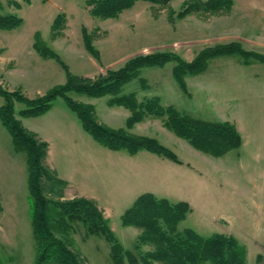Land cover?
<instances>
[{"label": "rangeland", "instance_id": "1", "mask_svg": "<svg viewBox=\"0 0 264 264\" xmlns=\"http://www.w3.org/2000/svg\"><path fill=\"white\" fill-rule=\"evenodd\" d=\"M188 1L171 0L163 6L137 0L131 8L111 18L92 15L85 0H8L0 3V13H13L22 18L21 24L13 29L0 28V82L9 90L35 97L66 81V70L61 62L40 55L36 42L56 51L72 73L83 77H96L110 68H119L142 53L175 52L191 61L205 47L232 41L258 52L251 47L258 44L228 38L239 34L235 33L232 21L207 20L209 16L220 14L193 12L178 17L177 13ZM60 12L65 13L66 23L57 32L53 30V21ZM83 26L93 36L98 57L85 46ZM247 27L243 25V32L257 34L259 26ZM247 60L239 53L212 57L206 70L186 75L187 92L173 75L175 61L164 66L142 67L140 77L125 86V92L135 91L139 100L158 95L163 104L174 105L193 116L234 123L243 143L222 156L195 148L170 130L163 117L147 116L127 128L131 112L128 116L125 107L109 105L108 96L68 93L78 101L90 100L99 121L155 137L174 150L186 164L146 149L131 155L125 149L113 150L104 146L83 128L76 112L67 107L61 96L54 101L56 105L52 112L63 105L69 110L70 118L63 115V110L22 116L18 112L25 104L21 102L16 103V112L18 118H24L25 125L49 136L53 142L52 162L58 171L74 178L76 187L90 190L99 198L112 230L126 249L138 253L135 246L141 229L124 225L122 215L144 192L171 201L189 202L192 209L179 223V230L190 227L203 236L237 234L249 224L241 215L244 207H240L241 201L235 195V177L237 175L244 182L247 180L244 170L252 169L261 179L259 173L264 169V61L253 56ZM143 81L147 86H143ZM3 101L0 95V106ZM23 157L24 161L21 160ZM26 159L24 152L17 156L11 135L0 120V177L6 178L5 183H11L15 177L16 183L22 184L21 178L28 175ZM89 173L92 178L88 177ZM47 183V195L51 198H61L69 187L68 183L65 186ZM26 187L28 189L27 184ZM22 189L18 188L20 192ZM26 226V223L20 225V236L8 241L4 239L6 223L0 218V254L5 262L19 257L29 262L31 256L34 257V235L28 236L30 226L27 233ZM68 238L86 264H116L111 243L103 235L90 234L82 221L73 222ZM151 248L150 244L141 245V251ZM255 262L253 250L247 248V264Z\"/></svg>", "mask_w": 264, "mask_h": 264}, {"label": "trees", "instance_id": "2", "mask_svg": "<svg viewBox=\"0 0 264 264\" xmlns=\"http://www.w3.org/2000/svg\"><path fill=\"white\" fill-rule=\"evenodd\" d=\"M136 1L85 0V3L92 15L111 18L118 17ZM147 1L166 6L171 0ZM233 4L234 0H189L177 15L185 17L193 12L226 14L231 12ZM17 6L20 7V4L17 3ZM21 22L22 18L16 14L0 13L1 29H13ZM65 23L66 15L60 12L53 21V30L60 32ZM82 35L86 48L98 57L99 51L93 44V36L85 26ZM35 47L40 55L61 62L66 70V81L35 97H29L19 90H9L0 82V95L4 99L0 106V120L11 135L14 149L24 152L27 157L31 224L36 251L33 264H86L68 238L74 221H82L90 234L103 235L111 243V254L116 264L125 261L129 264H247V248L234 235L214 233L203 236L190 227L179 230V223L192 209L188 201H171L152 192L141 193L122 215L124 225L141 229L135 246L138 253H135L123 246L94 199L85 196L69 199L49 197L47 181L63 186L67 182L59 178L46 163L49 144L24 126L17 116L16 103L25 104L18 112L22 116H38L47 112L61 96L67 106L76 112L83 128L104 146L113 150L125 149L132 155L146 149L182 162L174 150L155 137L134 133L126 128H114L99 121L94 104L75 100L68 93L74 91L92 97L108 96L109 105L123 106L130 110L127 128L147 116L163 117L170 130L195 148L214 156H222L240 147L243 142L234 123L193 116L174 105L163 104L160 96L139 100L135 91L125 92V86L140 77L142 67L164 66L169 61H175L173 75L187 92L186 75L206 70L212 57L239 53L246 60L253 56L264 61V54L247 50L239 42L232 41L205 47L191 61L175 52L142 53L128 59L119 68H110L96 77H83L72 73L59 54L50 47L38 42ZM143 86H147L146 81H143ZM142 244H150L152 248L141 251ZM0 264H5L1 254Z\"/></svg>", "mask_w": 264, "mask_h": 264}, {"label": "crops", "instance_id": "3", "mask_svg": "<svg viewBox=\"0 0 264 264\" xmlns=\"http://www.w3.org/2000/svg\"><path fill=\"white\" fill-rule=\"evenodd\" d=\"M5 1L8 0H0V3H4ZM215 18H218L219 20L223 19L226 21H232L234 25L233 29L235 33H239V34L228 36L229 39L240 40V41L246 39L250 43L258 44L256 46H251L254 47L253 49L255 50L258 49V52L264 51V0H234V4L231 12L227 14L212 15L209 16L207 20L210 21ZM243 25L248 26L246 29H248L249 27L253 29L259 26V29L257 30V34L256 35L246 34L245 32H243L244 31ZM55 105L56 103H53L52 107L43 114H46L48 112L49 114L60 113V111L63 110L62 111L63 115L70 118L68 113L69 110L66 109V107H63V105L57 106V108L52 112V110L55 108ZM125 110H127L129 116L130 110L127 108ZM23 120L24 118L22 117L21 121L25 127L34 131L41 139L48 142L49 151L46 158V163L50 168L53 169V171L56 173V175L59 178L64 179L68 183L67 186L69 187H67V189L64 192V195L61 196V199L71 198L75 196H85L94 199L97 202L98 206L103 210L104 215L107 217L105 208L103 207L102 204H100L99 198H97L93 194V192L87 189L84 190L79 187H76L73 181L74 178L71 179V177L63 176L61 172L58 171L57 167L53 165L54 162H52L53 159L51 154L53 142L49 140V136L43 135L42 132H40L36 128H30L29 126L25 125ZM134 133H138V132H134ZM15 153L18 156V153L20 152L15 150ZM21 160L24 161L25 160L24 157ZM181 161H182L181 164H186L183 159H181ZM21 165L24 167V162ZM262 170L259 173L261 179L257 176L254 170L252 169L244 170L247 180L243 182L241 179H238V176L236 175L235 185H234L235 195L237 199L241 201V205L240 204L239 205L240 207H244L243 213H241V215L244 218L245 223L249 224V227L245 225L237 234L233 233L232 235L237 237L238 240L243 245H245L246 248L253 250V254H255V261H256L254 264H264V169ZM88 177L92 178L91 173H89ZM13 178L14 180L8 184L5 183L6 178H1L4 182L0 180V203H1L0 218L2 217L4 219V222L6 223V228H4V239L8 241L9 240L13 241L14 239H17L18 235L20 236L19 226L22 224L24 225L25 223L28 225V227L30 226V228L28 231L27 230L28 227L26 226V229L24 228V230L28 231V236L31 234L30 236L33 237V230L31 226V202H30L29 186L28 189L26 187V184L28 185V175L27 176L24 175L21 178L22 184L16 183L18 179L15 177ZM19 187L23 188L21 192L18 190ZM11 225L13 227H11ZM13 228L14 230L11 232V229ZM8 230L9 232H7ZM34 259H35V255L33 258L31 256L29 262L28 260L24 261L22 257L16 259L10 258L7 262L5 261L4 262L5 264H33ZM46 264H52V263H46Z\"/></svg>", "mask_w": 264, "mask_h": 264}]
</instances>
